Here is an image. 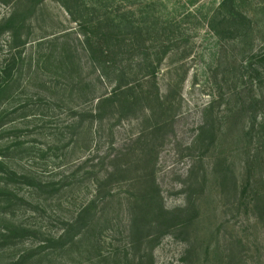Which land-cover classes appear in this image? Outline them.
I'll list each match as a JSON object with an SVG mask.
<instances>
[{
    "label": "rangeland",
    "instance_id": "374dc122",
    "mask_svg": "<svg viewBox=\"0 0 264 264\" xmlns=\"http://www.w3.org/2000/svg\"><path fill=\"white\" fill-rule=\"evenodd\" d=\"M35 1L18 3L22 44L11 50L0 31V82L17 56L0 91V264H264L247 176L260 158L252 126L264 122V0ZM11 3L0 0V20ZM103 14L176 41L159 83L178 89L160 106H120L99 127L88 108L105 87L90 89L76 30ZM151 170L155 211L135 213Z\"/></svg>",
    "mask_w": 264,
    "mask_h": 264
},
{
    "label": "trees",
    "instance_id": "16d2710c",
    "mask_svg": "<svg viewBox=\"0 0 264 264\" xmlns=\"http://www.w3.org/2000/svg\"><path fill=\"white\" fill-rule=\"evenodd\" d=\"M39 1L37 0V2ZM19 2L20 0H12L7 13L0 20V31L9 33L10 48H13L11 50H14V47H18L19 43L22 44L19 30L23 26L24 18L20 17L17 11ZM35 3L33 2L31 6L33 7ZM121 15H124V13H121ZM139 31L142 32V27L135 25L133 20L130 21L126 18L118 20L115 17L108 18L107 14L81 19L77 23L76 34L81 38V48L85 51L95 68L93 69L95 83L90 89H95L96 84L105 87V90L99 91L93 96L91 99L92 103L88 108V114L97 119L99 127L103 124V120L106 118L110 119L111 117L108 116L114 115L116 109L120 106L125 105L127 107L138 100H146L147 103L155 107L156 104L160 106L165 102L174 100V93H176L178 85L176 83L173 84L170 80L168 89L163 92L160 89L159 74L162 60L171 47L177 45V42L171 43L170 40L145 38L138 34ZM16 58L17 56L14 54L13 62L11 63L10 61L3 68V71L4 69L6 70V74L1 79L0 91L8 86L13 79L11 69L17 63L15 61ZM178 80L180 82V78ZM202 127H199L200 133L194 140L195 142L197 141V144L200 143L198 139L201 135ZM252 131L251 140L254 147L258 149L257 152L260 153V158L255 154L248 160V164H253V166L251 165V170L248 169L247 176L253 179L251 184L253 193L252 206L260 216H264V174L262 171L253 169L260 165L261 170V165L264 163V122L257 121L255 127L252 126ZM214 137L215 135L213 134V139L215 140L216 138ZM113 160L115 162L116 158ZM114 162L112 169L115 172ZM220 163L224 164V160ZM228 169V164L222 170L220 169L219 174L222 173L221 177L223 176V179L228 177ZM252 170L254 172H251ZM114 172H104L102 179L98 182L100 189L96 192H102V195H106L109 192V190H104V188L101 190V187L112 177ZM142 181L144 184L147 182L148 185L146 189L139 193V198L133 202V209H135V213L144 214L142 212L147 211L153 214L157 196L153 170L149 174H144ZM86 210L87 207L85 205L81 209V213L77 215L78 219L76 216L75 221L71 224L74 226L79 224L82 227L81 219ZM179 210L181 212L182 209L179 208ZM151 214H149L150 217H152ZM178 218L182 219L179 214L175 213V216H172L171 219L175 220Z\"/></svg>",
    "mask_w": 264,
    "mask_h": 264
}]
</instances>
